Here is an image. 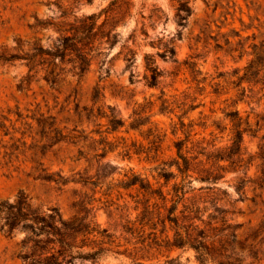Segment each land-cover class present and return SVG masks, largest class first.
Here are the masks:
<instances>
[{
	"label": "rangeland",
	"instance_id": "374dc122",
	"mask_svg": "<svg viewBox=\"0 0 264 264\" xmlns=\"http://www.w3.org/2000/svg\"><path fill=\"white\" fill-rule=\"evenodd\" d=\"M190 6L180 26L179 0H0V48L22 45L23 54L57 47L88 29L87 17L97 21L82 76L68 62L75 54L57 61L56 84L45 78L49 65L0 63V205L24 193L65 219L82 204L92 209L111 250L75 264H219L172 245L167 212L159 216L155 206L163 202L149 199L142 183L170 200L181 178L165 184L159 174L178 173L176 143L189 137L184 151L194 155L226 148L238 127L248 130L244 161L217 185L236 239L217 231L209 243L221 261L264 264V0ZM150 63L160 72L156 87L147 80ZM113 114L124 122L116 131ZM193 186L189 197L207 193V184ZM2 224L0 215V264H24V232L9 236Z\"/></svg>",
	"mask_w": 264,
	"mask_h": 264
},
{
	"label": "trees",
	"instance_id": "16d2710c",
	"mask_svg": "<svg viewBox=\"0 0 264 264\" xmlns=\"http://www.w3.org/2000/svg\"><path fill=\"white\" fill-rule=\"evenodd\" d=\"M191 1L179 0L177 16L180 26H185L192 14ZM88 2L91 3L92 0H88ZM87 20L93 21L88 29L83 27L81 30L74 31L73 36L62 37L60 44L52 49L35 47L33 54H23L21 53L22 45H19L14 51L6 47L0 48V63L27 61L31 70L38 65H49L52 69L48 71L45 78L48 82L56 84L59 76L55 74L57 61L64 62L67 57L72 58L75 54V58L68 62L72 63L74 69L78 70L82 76L88 71L91 64L90 51L92 50L87 51L86 43L97 36L94 32L97 26L95 16L87 17ZM153 64H149L148 70L152 74L147 77V80L151 87H156L160 72L157 67H153ZM109 123L112 125L113 131L124 126V122L114 114L109 117ZM136 125L134 123L133 128H136ZM247 131L238 127L229 147L205 151L206 153L197 152L195 155L193 152L184 151L189 137L186 140L178 141L176 143L178 157L171 164L178 173L164 169L159 174L161 178H164L165 184L181 178L180 182L174 184L170 200L161 189L153 190L150 186H145L142 183V189L150 195L149 199L158 196L163 202L162 206H155L159 216L162 215L163 209L167 212L162 223L165 227L166 223H169L174 231L172 245L177 248L194 249L199 259L205 263L219 260V264H233L229 260L231 257H226L227 261L218 259L214 250L216 241L213 240L211 243L209 241L215 238L214 233L217 231L220 234L229 231L224 236L230 237L232 241L236 239L237 226L229 223L228 211L219 204L221 198L217 185L224 178V172L229 169L237 172L241 168V163L244 161L243 139ZM222 162L229 163V166L221 165ZM194 181L207 184V187L200 189L207 190L205 195L188 196L196 190L193 186ZM245 183L244 180L238 187V191L242 190ZM81 206L82 209L77 215L65 219L58 209H53L51 213L47 214L36 208L26 194L20 193L15 202H4L0 205L2 229L9 236H13L16 232H24L25 236L20 243L22 247L20 258L24 264H75L77 259L95 260L111 250L107 247L108 244H111L106 241V238L109 237L108 231L102 230L96 223L92 209H88L83 204ZM209 209H212L213 213L206 221L204 214ZM219 223L222 224V228L216 226ZM85 248H88V251H84Z\"/></svg>",
	"mask_w": 264,
	"mask_h": 264
}]
</instances>
